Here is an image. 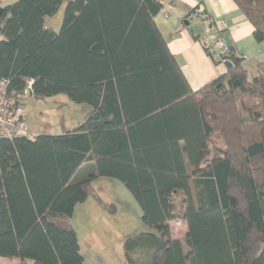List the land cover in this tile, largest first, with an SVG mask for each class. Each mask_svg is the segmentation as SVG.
<instances>
[{
	"label": "trees",
	"instance_id": "obj_1",
	"mask_svg": "<svg viewBox=\"0 0 264 264\" xmlns=\"http://www.w3.org/2000/svg\"><path fill=\"white\" fill-rule=\"evenodd\" d=\"M234 1L264 41V0ZM63 4L55 32L46 18ZM162 7L17 0L2 9L9 96L25 105L65 93L92 109L74 130L0 139V258L84 264L71 220L77 204L99 199L93 181L109 177L150 228L125 239L127 264H264V59L251 70L236 48L226 62L206 51L227 70L193 90L156 23ZM172 221L187 226V250Z\"/></svg>",
	"mask_w": 264,
	"mask_h": 264
},
{
	"label": "rangeland",
	"instance_id": "obj_2",
	"mask_svg": "<svg viewBox=\"0 0 264 264\" xmlns=\"http://www.w3.org/2000/svg\"><path fill=\"white\" fill-rule=\"evenodd\" d=\"M16 1L0 0V8ZM65 8L66 4H63L55 15L46 18L47 25L55 32H59L62 27ZM0 39H2L1 35ZM24 102L28 126L34 133L47 131L57 134L56 131L61 128L74 130L92 109L86 103L72 101L65 93L46 98L28 96ZM44 127H47V130H44ZM109 180H113L116 184ZM90 192L96 193L99 199L92 194L86 209L79 207V204L71 220L79 231L82 246L91 245L92 240H89V237H94L97 243L103 246L98 251L99 255L109 256L115 264H127L123 253L125 239L150 230L142 221L140 205L127 186L116 178L102 177L100 181L92 183ZM175 201L180 204L181 197L176 196ZM171 226L174 238L180 239L187 250V226L180 221H172ZM91 229L93 236L88 237L87 233ZM86 253L88 260L98 257L96 249Z\"/></svg>",
	"mask_w": 264,
	"mask_h": 264
},
{
	"label": "crops",
	"instance_id": "obj_3",
	"mask_svg": "<svg viewBox=\"0 0 264 264\" xmlns=\"http://www.w3.org/2000/svg\"><path fill=\"white\" fill-rule=\"evenodd\" d=\"M158 1L162 3L163 7L156 16V23L167 38L170 51L177 57L182 71L193 90L200 89L206 83L217 78L227 70V66L223 63H216L200 44L199 40L196 39V36L205 33L206 20L208 18L209 20H223L228 23V33L236 48V52L239 56H244L246 58L245 64L251 70L254 69L257 61L264 59V41L258 42L254 38L253 25L242 13L234 0ZM186 21H188V24H186ZM44 130H47V127H44ZM63 130L62 128L58 129L56 133H61ZM36 133L41 134L49 132L37 131ZM100 179H102V177H98L93 183L100 181ZM109 181L116 184L113 180ZM88 199L83 203H79V207L86 209ZM79 204H77V206ZM77 206L75 211L77 210ZM72 224L79 236L76 225L73 222ZM92 231V229L88 231V237L90 235L93 236ZM89 240H92L91 245L83 247L79 237L80 250L84 255V264H115L112 261L113 259L109 256L99 255L98 251H100L103 246L97 243L96 238L89 237ZM93 249H96V256L98 255V257L88 260V254L86 252ZM89 256L91 255L89 254ZM0 262L1 264H21L19 258H0Z\"/></svg>",
	"mask_w": 264,
	"mask_h": 264
},
{
	"label": "built area",
	"instance_id": "obj_4",
	"mask_svg": "<svg viewBox=\"0 0 264 264\" xmlns=\"http://www.w3.org/2000/svg\"><path fill=\"white\" fill-rule=\"evenodd\" d=\"M228 30L229 25L226 21L207 19L205 33L199 39L200 44L212 54L214 59L223 62H226L223 55L230 51V46L225 40V34ZM9 85L10 79H0V139H13L18 136H26L33 139L37 134L32 132L28 126L26 108L22 104H17L9 96Z\"/></svg>",
	"mask_w": 264,
	"mask_h": 264
},
{
	"label": "water",
	"instance_id": "obj_5",
	"mask_svg": "<svg viewBox=\"0 0 264 264\" xmlns=\"http://www.w3.org/2000/svg\"><path fill=\"white\" fill-rule=\"evenodd\" d=\"M2 9L3 8H0V14L2 12ZM186 24H188V21H186ZM225 40H226L227 44L230 46L231 49H235V46L232 43V39H231L230 34L228 32H226V34H225ZM0 264H1V262H0Z\"/></svg>",
	"mask_w": 264,
	"mask_h": 264
}]
</instances>
